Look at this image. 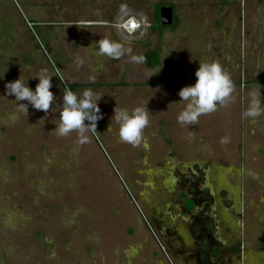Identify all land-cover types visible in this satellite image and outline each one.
<instances>
[{
    "label": "rangeland",
    "instance_id": "rangeland-1",
    "mask_svg": "<svg viewBox=\"0 0 264 264\" xmlns=\"http://www.w3.org/2000/svg\"><path fill=\"white\" fill-rule=\"evenodd\" d=\"M160 3L173 6L176 25L154 32ZM129 21L134 29H126ZM105 38L132 55L158 50L160 66L97 55ZM205 60L222 64L234 91L216 111L181 125L177 93L195 82ZM43 68L57 96L47 115L30 106L25 115L13 96L0 97V264L175 263L156 227L155 236L142 222L127 186L142 178V163L190 144L201 160L213 161L217 202L232 225L244 220L245 246H264V114H244L253 94L264 103V0H0V96L19 76L34 88ZM74 82L83 84L80 93L105 94L104 119L83 145L75 131H54L66 85ZM144 104V141H121L113 109Z\"/></svg>",
    "mask_w": 264,
    "mask_h": 264
},
{
    "label": "clouds",
    "instance_id": "clouds-1",
    "mask_svg": "<svg viewBox=\"0 0 264 264\" xmlns=\"http://www.w3.org/2000/svg\"><path fill=\"white\" fill-rule=\"evenodd\" d=\"M97 55L112 59H120L127 55L133 63H144L143 55H132L131 48H125L121 43L110 39L101 40L98 45ZM83 63V61H79ZM161 68H159V73ZM155 73V74H157ZM195 82L182 87L178 91L179 101L184 102L182 111L177 116L181 125H192L197 123L200 116L216 111L217 105L230 98L234 91V83L227 72L224 71L219 61H207L199 63L194 73ZM52 75L47 68L41 69L32 78L38 82L35 87L29 86L20 76L14 81L5 83L6 98L14 97V103L18 112L28 113L29 106L37 111L48 114L57 96L51 90L53 88ZM91 81L96 77L90 76ZM105 94H98L92 89H84L82 93L66 88L62 98L59 111V123L56 125V133L61 137H67L70 133H77L76 143L83 145L89 143L88 133H97L99 121L104 119L101 112L100 102ZM26 102V103H22ZM264 103L261 102L260 93L253 94L252 103L245 116L255 117L264 114ZM118 124V136L123 142L138 146L144 141V129L149 125L150 112L147 104L136 106L129 110L126 107L114 108L113 116ZM87 121L88 123H85ZM111 129V124L109 129Z\"/></svg>",
    "mask_w": 264,
    "mask_h": 264
},
{
    "label": "flooded vegetation",
    "instance_id": "flooded-vegetation-1",
    "mask_svg": "<svg viewBox=\"0 0 264 264\" xmlns=\"http://www.w3.org/2000/svg\"><path fill=\"white\" fill-rule=\"evenodd\" d=\"M162 4H158L160 8L165 5ZM175 18L174 14V21ZM184 147L183 152L178 149V146L171 148L166 153L163 152L165 155L162 159L169 161V158L174 157L173 153H175V156L179 155L177 158L181 160L180 163L175 161L164 164L165 161L155 164L157 168L154 169H147L148 165L142 163L144 169L141 168L142 171L137 173L142 178L132 179L131 177L129 179L130 186L137 191L136 197L131 192L130 186H127V190L131 200L136 203L142 222L155 236L153 227H156L161 240L157 236L156 238L168 259L170 257L162 242L171 250L174 260V254L178 251L172 249L171 236H173L182 246V249L178 250L183 254V261L191 264H208L210 255H212L210 251L213 242L211 231L217 224V218L214 216H224L228 209H224L216 199L219 187L213 178L214 172L211 165L213 161H206L202 167L196 163L198 157L193 151L194 146L191 147L190 144L187 150ZM144 148L147 149L145 146ZM258 153H263V151H258ZM186 156L188 161L185 160ZM140 187L143 190L139 191ZM226 207L229 208V206ZM230 207L232 209L233 204ZM259 210L261 211L260 206ZM240 213L242 215L243 211L237 212V214ZM242 217L240 218L242 219ZM229 223L230 232L227 237L230 242V250L234 256L237 255L239 258L240 254L237 253H239L240 244L245 242V222L242 220L241 227L238 226L239 224L234 226ZM225 253L226 251H223V254Z\"/></svg>",
    "mask_w": 264,
    "mask_h": 264
},
{
    "label": "crops",
    "instance_id": "crops-1",
    "mask_svg": "<svg viewBox=\"0 0 264 264\" xmlns=\"http://www.w3.org/2000/svg\"><path fill=\"white\" fill-rule=\"evenodd\" d=\"M189 136H193V134H190ZM193 151L195 153L197 152L199 153V151H197L196 149H193ZM203 153H206L205 149ZM197 157L198 158L196 160V163H199L201 166L205 165L206 160L204 159L201 160L202 158L200 156H197ZM155 159H156L155 163L154 161H151V163H154V166L153 164L149 165L151 163H146L148 165L147 169L157 168V165L155 166V164H160L161 162L164 163L165 161L166 162L164 164L168 162L173 163L175 161H179V163L181 162V160L178 159L177 157H171L169 158V161L165 159H160L157 157H155ZM214 218H217L216 219L217 224L212 228V231H211V234L213 235V238H212L213 242H212L211 250H210L212 255H210V261L208 262V264H264V246L257 245V244L254 246H245V243H241L239 251H238L240 254V257L231 260L229 258L230 254H228L230 250V242L227 237V235H229V232H230V228L228 225L229 223L228 213L220 217L214 216ZM171 238L174 239V237L172 236ZM174 240L175 241H172V249L174 251H177L182 246L180 245L178 246L176 239ZM223 251H226V253L223 254ZM175 256H177V258H175ZM174 262H175L174 264H183V256L180 255L179 253L174 254ZM189 264L191 263L189 262Z\"/></svg>",
    "mask_w": 264,
    "mask_h": 264
},
{
    "label": "trees",
    "instance_id": "trees-1",
    "mask_svg": "<svg viewBox=\"0 0 264 264\" xmlns=\"http://www.w3.org/2000/svg\"><path fill=\"white\" fill-rule=\"evenodd\" d=\"M163 5V4H162ZM159 8H160V5L157 6L156 8V11H155V24L152 25L151 29L156 32L158 31L159 29H163L165 27H168V26H164V25H161L160 24V19H159ZM34 25H36V23L34 21H32ZM176 25V18H175V21H174V24L172 26H175ZM37 36H39V32L36 33ZM43 42L45 44L46 43V39L43 38ZM37 48H41V45L40 44H37L36 45ZM144 57H145V61L144 63L151 67V68H157L160 66V63H161V59H160V52L158 50H148L145 54H144ZM83 85V84H80L78 82H74V83H70L68 85H66V87L72 89L73 91H77L79 92L80 90V86Z\"/></svg>",
    "mask_w": 264,
    "mask_h": 264
},
{
    "label": "water",
    "instance_id": "water-1",
    "mask_svg": "<svg viewBox=\"0 0 264 264\" xmlns=\"http://www.w3.org/2000/svg\"><path fill=\"white\" fill-rule=\"evenodd\" d=\"M160 24L164 26H171L174 24V12L171 5H164L159 11Z\"/></svg>",
    "mask_w": 264,
    "mask_h": 264
},
{
    "label": "built area",
    "instance_id": "built-area-1",
    "mask_svg": "<svg viewBox=\"0 0 264 264\" xmlns=\"http://www.w3.org/2000/svg\"><path fill=\"white\" fill-rule=\"evenodd\" d=\"M135 25H136V24H134V22H132V21L130 22V21H129V22H128V25H127L128 28H126V29H127V30H128V29H134V28L136 27Z\"/></svg>",
    "mask_w": 264,
    "mask_h": 264
}]
</instances>
